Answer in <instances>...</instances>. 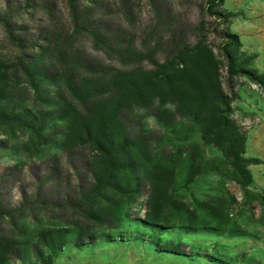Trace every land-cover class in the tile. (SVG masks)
<instances>
[{
  "label": "rangeland",
  "instance_id": "374dc122",
  "mask_svg": "<svg viewBox=\"0 0 264 264\" xmlns=\"http://www.w3.org/2000/svg\"><path fill=\"white\" fill-rule=\"evenodd\" d=\"M85 6L90 19L78 30L69 20L68 0H0V108L27 111L35 127L0 121V249L7 248L1 264H221L228 258L264 264V204L258 199L264 192V92L245 78L235 79L231 117L246 132L245 156L262 161L248 167L250 187L238 184L220 150L206 145L198 127L178 116L176 104L166 107L171 131L156 120L157 105L123 114L132 133L147 131L154 159L174 171L173 199L181 216L166 209L171 228L161 239L181 243L190 258L158 254L149 246L151 232L138 223L148 212V185L121 206V218L111 226L89 221L73 207L91 187L101 161L87 145L61 146L66 129L61 117L86 116L92 105L73 95L67 76L78 84L117 70L153 69L176 44L193 45L201 23L207 24L206 43L220 57V41L211 33L214 18L203 13L202 0H96ZM221 8L233 15L227 28L239 37L241 51L255 55L252 67L264 74V0H224ZM94 26L106 28V46L90 34ZM220 74L227 92L223 68ZM40 128L41 139L35 134ZM194 161L200 171L184 188ZM187 209L195 230L186 233L180 227L191 226ZM218 226L222 234L207 230ZM52 228L106 234L111 242L99 239L78 251L71 240L56 255L39 246L38 258L32 236ZM211 253L214 262L208 261Z\"/></svg>",
  "mask_w": 264,
  "mask_h": 264
},
{
  "label": "trees",
  "instance_id": "16d2710c",
  "mask_svg": "<svg viewBox=\"0 0 264 264\" xmlns=\"http://www.w3.org/2000/svg\"><path fill=\"white\" fill-rule=\"evenodd\" d=\"M202 1L203 13L214 18L215 26L211 33L220 41L217 47L220 57L206 43L207 24L201 23L197 28L198 38L193 45L182 42L176 44L171 55L162 63L155 62L153 69L117 70L103 79L81 80L78 84H73L67 76L73 95L83 104L92 102V105L86 116L65 112L61 117L66 124L61 146L72 148L87 145L101 161V167L92 173L91 187L80 193L73 207L85 219L111 226L120 220L121 206L132 203L148 185V212L145 219L138 220L139 225L151 232L147 236L148 244L155 253L183 258H190V255L181 248V243L161 239L162 234L171 228L167 225L166 209L181 216L173 199L177 191L174 171L154 159L147 131L132 133L123 119L125 111L134 107L148 109L157 105L156 120L171 131L172 113L166 107L176 104L178 116L187 118L198 127L201 140L206 145L220 150L235 180L243 188L253 183L248 167L262 164L257 158L245 156L246 132L232 119L231 105L236 98L235 79L245 78L264 92V74L252 67L256 56L243 53L239 37L227 28L233 15L221 8L224 0ZM84 3L91 5L96 0H68L69 20L74 29H82L89 22L90 15L84 12ZM4 20L8 25L9 19ZM90 34L98 43L106 46V28L94 26ZM127 54L131 59H138L134 53ZM83 68L88 69L84 65ZM222 68L225 71L227 92L222 87ZM0 121L35 130L30 114L24 110L8 111L0 108ZM41 131L40 128L35 133L39 139L42 138ZM190 168L184 180V188L193 183L200 171L195 161ZM258 199L264 204V192L258 195ZM101 200L107 202V205L100 206ZM111 201L113 203L108 205ZM185 212L190 217L192 227L180 228L186 233L193 232L194 215L188 209ZM207 230L219 234L224 232L219 226ZM110 238L106 234L97 237L84 230L52 228L35 233L32 241L34 254L40 258L42 252L39 246L46 248L51 255H56L71 240L72 247L82 251L91 248L99 239L109 243ZM118 242L125 241L118 239ZM6 256L7 248L0 249V264L6 260ZM214 256L215 253H211L208 261L214 262ZM220 262L248 264L229 258L221 259Z\"/></svg>",
  "mask_w": 264,
  "mask_h": 264
}]
</instances>
